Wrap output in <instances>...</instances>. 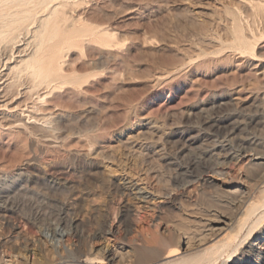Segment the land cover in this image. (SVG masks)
Segmentation results:
<instances>
[{
    "label": "rangeland",
    "instance_id": "1",
    "mask_svg": "<svg viewBox=\"0 0 264 264\" xmlns=\"http://www.w3.org/2000/svg\"><path fill=\"white\" fill-rule=\"evenodd\" d=\"M35 1L22 23L0 6V264H58L73 243L99 264H166L188 215L259 195L248 157H196L223 139L264 153V0ZM118 245L137 261L101 252Z\"/></svg>",
    "mask_w": 264,
    "mask_h": 264
},
{
    "label": "bare ground",
    "instance_id": "2",
    "mask_svg": "<svg viewBox=\"0 0 264 264\" xmlns=\"http://www.w3.org/2000/svg\"><path fill=\"white\" fill-rule=\"evenodd\" d=\"M21 1L23 0H0V6H3L2 4H4V6H17L19 7L17 9V11H15L14 13H12L10 8V12L15 16L18 17L16 19H18L19 21L24 22L26 21V19L31 15L30 14V10L23 8L25 3H21ZM53 0H37L35 1L36 4L39 7L41 6L43 8V5H47L49 2H51ZM58 1V0H56ZM66 1V0H65ZM64 1V2H65ZM30 2V1H29ZM28 4V3H27ZM27 4H25V6H27ZM33 4V3H32ZM53 4H55V2H53ZM57 4V3H56ZM61 4V3H60ZM58 5V4H57ZM57 5L55 6L57 9ZM6 6V7H7ZM24 6V7H25ZM34 6V5H33ZM49 5H47L46 7H48ZM61 6V5H60ZM58 6V7H60ZM28 7V6H27ZM40 7V8H41ZM52 7V6H51ZM53 7V8H55ZM3 8V7H2ZM1 8V9H2ZM29 8V7H28ZM40 8H38L40 10ZM0 9V10H1ZM4 9V8H3ZM5 9H9L8 7ZM4 9V10H5ZM15 9V8H14ZM36 9V8H35ZM46 9V8H45ZM3 10V11H4ZM49 10H52L51 8ZM56 10H54L55 12ZM58 11V10H57ZM56 11V13H58ZM2 13V11H0ZM8 12V13H10ZM53 12V10H52ZM53 12V13H54ZM4 13V12H3ZM2 13V15H3ZM10 13V14H11ZM50 13V12H49ZM52 13V14H53ZM7 15V13H4ZM9 15L13 16L12 14ZM34 13H32L33 16ZM55 15V13H54ZM36 16V15H35ZM33 16V18L35 17ZM40 16V15H39ZM38 16V17H39ZM1 17V14H0ZM45 17V16H43ZM41 17V18H43ZM47 17H49V14L47 15ZM58 17V15H57ZM14 18V19H15ZM50 18V17H49ZM9 19H13L12 18H8ZM38 19V18H37ZM40 19V18H39ZM46 19V17H45ZM60 19V18H59ZM58 19V20H59ZM63 19V18H62ZM31 20V19H29ZM28 20V21H29ZM7 20L5 19L4 22H6ZM41 21V19H40ZM44 22V19L42 20ZM54 21V20H53ZM60 21V20H59ZM58 21V22H59ZM2 22V24L4 23ZM8 22V21H7ZM17 22V21H16ZM27 22V21H26ZM30 22V21H29ZM42 22V23H43ZM11 23V22H10ZM38 23V22H37ZM54 23V22H53ZM52 23V24H53ZM41 24V23H40ZM45 24V23H44ZM56 24V23H54ZM7 25V24H6ZM28 25V23H27ZM42 25V24H41ZM40 25V26H41ZM60 25V24H59ZM3 26V25H2ZM1 26V27H2ZM43 26V25H42ZM41 26V28H42ZM55 26V25H54ZM13 27V26H11ZM38 27V26H37ZM28 28V27H27ZM14 30V29H13ZM24 30V29H22ZM53 30V29H52ZM5 31V30H4ZM21 31V30H20ZM26 31V30H25ZM1 32V31H0ZM4 33V32H3ZM34 33V32H31ZM36 34V32H35ZM3 34H0V36H2ZM37 35V34H36ZM34 35V36H36ZM55 35V34H54ZM53 35V36H54ZM18 36V35H17ZM33 36V37H34ZM39 37V36H38ZM1 38V37H0ZM16 38V37H15ZM55 38V37H54ZM11 39V38H10ZM14 39V38H13ZM40 40V37L38 38ZM12 40V39H11ZM4 41V40H3ZM15 41V40H14ZM45 41V38H44ZM48 41V40H46ZM16 42V41H15ZM12 43V42H11ZM27 43V42H26ZM43 44V43H42ZM41 45V44H40ZM39 45V46H40ZM12 46V45H10ZM15 46V45H14ZM17 46V45H16ZM30 47V46H29ZM19 49V48H18ZM36 51V50H35ZM23 52V51H22ZM28 52V51H27ZM34 52V51H33ZM41 53V52H40ZM24 54V52H23ZM22 55V53H21ZM25 55V54H24ZM32 55V54H31ZM30 56V55H29ZM40 56V54H39ZM26 58V57H25ZM31 58V56L29 57ZM29 58H27L26 60H28ZM41 58V57H40ZM43 58V57H42ZM22 59V58H21ZM34 59V58H33ZM31 60L34 62V60L36 61L37 59ZM39 60V59H38ZM29 61V60H28ZM27 61V62H28ZM11 62V61H10ZM21 63V62H20ZM25 63V61L23 62ZM29 63V62H28ZM28 63H25V65L27 64L28 67L30 66ZM16 65V64H15ZM26 65V66H27ZM33 66V65H32ZM32 68H35L34 66ZM39 68V67H38ZM31 71L33 69H30ZM34 71H32L31 73L34 74ZM28 73V72H27ZM29 74V73H28ZM32 74V75H33ZM38 74V71H37ZM31 75V76H32ZM44 75V74H43ZM39 76V74H38ZM52 76V74H51ZM18 78V77H17ZM53 78V77H52ZM41 82V81H40ZM45 83V82H43ZM42 83V84H43ZM49 86L52 84H50V81L48 82ZM41 84V85H42ZM46 84V83H45ZM44 84V85H45ZM43 86V85H42ZM47 85H45L44 88H48L46 87ZM54 87V86H53ZM52 89V88H51ZM48 90V89H47ZM29 91V90H27ZM31 92V91H30ZM29 92V93H30ZM35 94V93H34ZM42 95V94H41ZM42 97V96H40ZM3 109L4 108H0ZM8 111V110H7ZM11 111V110H10ZM3 112V111H2ZM230 112V111H229ZM255 112V111H254ZM253 112V113H254ZM10 113V112H9ZM5 114V113H4ZM11 114V113H10ZM2 115V114H1ZM8 115V114H7ZM7 115L5 117H7ZM13 115V114H12ZM11 115V116H12ZM243 115V114H242ZM247 115V114H246ZM3 116V115H2ZM14 116V115H13ZM244 116V115H243ZM258 116V115H257ZM215 117V116H213ZM217 117V116H216ZM223 117V116H222ZM256 117V116H255ZM250 118V117H249ZM220 119V118H219ZM236 119V118H235ZM15 120V119H14ZM19 120V119H16ZM15 120V121H16ZM30 120V119H29ZM41 120V119H40ZM239 120V119H238ZM14 121V122H15ZM21 122V120H19ZM203 121H206L203 119ZM202 121V122H203ZM242 121V120H240ZM252 121V120H251ZM254 121V120H253ZM230 122V121H229ZM247 122V121H245ZM17 123V121H16ZM259 123V122H258ZM19 124V123H18ZM22 124V123H20ZM200 124V123H199ZM204 124V122H203ZM215 123H212V125H214ZM229 124V123H228ZM238 124V123H237ZM198 125V124H197ZM211 125V128H212ZM220 125V124H219ZM227 125V124H226ZM236 125V122H235ZM251 125V124H250ZM261 125V124H260ZM203 126V125H202ZM224 126V125H223ZM222 126V127H223ZM239 126V125H238ZM257 125H255L256 127ZM217 127V126H215ZM221 127V128H222ZM230 127V125H229ZM251 127V126H249ZM41 128V127H40ZM203 128V127H201ZM220 128V127H218ZM232 128V127H231ZM208 129V128H207ZM216 129V128H215ZM214 129V130H215ZM223 129V128H222ZM245 129V128H244ZM247 129V128H246ZM249 129V128H248ZM203 130V129H202ZM211 130V129H210ZM213 130V128H212ZM211 130V131H212ZM233 130V129H232ZM236 130V129H235ZM257 130V129H256ZM234 131V130H233ZM44 132V131H43ZM205 133V132H204ZM207 133V132H206ZM218 133V132H217ZM222 133V132H220ZM225 133V132H224ZM227 133V132H226ZM238 133V132H237ZM240 133V132H239ZM253 133V131H252ZM229 134V133H228ZM233 134V133H231ZM236 134V133H235ZM234 134V135H235ZM244 134V133H243ZM256 134V133H255ZM210 135V134H209ZM208 135V136H209ZM221 135V134H219ZM218 135V137H220ZM241 135V134H239ZM242 136V135H241ZM245 137V135H243ZM252 136V135H251ZM223 137L224 134H223ZM220 137V138H223ZM249 137V135H248ZM227 138V137H226ZM254 139V138H253ZM220 140V139H219ZM247 140H249L247 142ZM258 140V139H257ZM256 140V142H257ZM260 140V139H259ZM231 141V140H230ZM229 141V142H230ZM212 142V141H211ZM227 139H223L220 141H216L214 142L212 145V148L207 152V151H203L200 155H198L196 158L198 159L197 161L200 162L199 160L204 159L205 156L208 157H214L215 163L217 165H222L225 161L226 158L229 159H239L242 157H248V171L249 173H247V169H245L247 172V174L249 175L248 180L253 181V182H249L254 183L255 184V191L259 193V195L256 196L255 198V194H253V189H252V193H250L249 191H244L242 190L239 197L237 198H233L230 199L232 196H230L229 199L225 200L226 203L228 204V209H222V208H212V212L210 214H208L207 216H203V218L200 216H196L195 213L190 216V226L185 227V228H180L178 229V227L176 228V232L178 234V241L175 245V247H173L171 250H169V253L167 255L164 256V259H169L170 257H177L175 260H169L168 262H166V264H264V153L263 151H258L257 148L255 149V146L253 147V141H251L249 138L246 139H241L240 142H238V144H231L229 143ZM235 142V141H234ZM254 142V143H256ZM237 143V142H235ZM183 146V145H182ZM201 146V145H199ZM202 147V146H201ZM207 148H210L208 146H206ZM191 148V147H190ZM193 148V147H192ZM196 148V146L194 147ZM197 149V148H196ZM195 149V151H196ZM259 149H261L259 147ZM188 150H191L188 148ZM198 150V149H197ZM201 150V149H200ZM199 150V151H200ZM262 150V149H261ZM183 151V150H182ZM189 152V151H188ZM187 152V153H188ZM191 152V151H190ZM196 153V152H195ZM209 153V154H208ZM185 154V152L183 153ZM190 156V155H189ZM182 157V155H181ZM194 158V157H193ZM247 159V158H246ZM182 160V159H181ZM188 160V159H187ZM191 160V159H190ZM179 161V160H178ZM186 161V160H185ZM193 161V160H192ZM191 161V162H192ZM194 161L196 162V160L194 159ZM193 161V162H194ZM228 161V160H227ZM239 161V160H238ZM189 162V161H187ZM196 162V163H198ZM205 162V161H204ZM230 162V161H229ZM232 162V161H231ZM182 163V162H181ZM195 163V164H196ZM206 163V162H205ZM211 163V162H210ZM247 163V162H246ZM193 164V163H192ZM214 165V164H212ZM181 166V164H180ZM225 166V165H224ZM184 167V165H183ZM193 167V166H192ZM191 167V168H192ZM213 167V166H212ZM215 167V166H214ZM182 168V167H181ZM190 168V169H191ZM184 170V169H183ZM187 170V169H186ZM192 170V169H191ZM213 170V169H212ZM210 168V171H212ZM220 170V169H219ZM188 171V170H187ZM186 171V172H187ZM222 171V170H220ZM219 171V172H220ZM218 170H216L215 174L216 176L218 175ZM34 174V173H33ZM214 174V173H213ZM181 175V174H180ZM192 175V174H191ZM220 175V174H219ZM247 175V176H248ZM187 176V175H186ZM190 177V176H189ZM188 178V177H186ZM247 178V177H246ZM193 180V179H192ZM191 181V180H190ZM206 181V180H205ZM207 182V181H206ZM2 184V181H1ZM124 187H125V191L126 188H130L131 185L128 182H124L123 183ZM185 184V183H184ZM182 185V184H181ZM122 186V188H123ZM253 186V184H252ZM134 191L132 192L133 195L140 200V201H144L145 199H148L147 197H149L147 195V192L137 188L136 186L133 188ZM2 190V189H1ZM5 191V190H4ZM227 191V190H226ZM235 191V190H234ZM3 192V190H2ZM128 192V191H126ZM130 192V191H129ZM233 192V191H232ZM236 192H238V189L236 190ZM235 192V193H236ZM255 192V193H256ZM168 193V192H167ZM229 195L231 193V191H228ZM234 193V192H233ZM164 194V193H163ZM162 194V195H163ZM174 194V193H173ZM225 194V193H224ZM227 194V192H226ZM239 194V192H238ZM228 195V194H227ZM2 196V195H0ZM4 196V195H3ZM171 196V195H170ZM223 196V195H222ZM226 196V195H225ZM6 197V196H4ZM161 197V196H159ZM165 198L168 197L164 195ZM229 197V196H228ZM10 199V197H8ZM6 198V201H8ZM169 198V197H168ZM172 198V197H171ZM222 198V197H221ZM226 198V197H225ZM5 199V198H3ZM220 199V198H219ZM218 199V200H219ZM224 199V198H223ZM222 199V201H223ZM167 200V199H166ZM3 201V200H2ZM220 201V200H219ZM4 202V201H3ZM164 202V201H163ZM172 202V201H171ZM170 202V203H171ZM179 202V201H178ZM181 204V203H180ZM226 204V205H227ZM10 205V204H9ZM8 205V206H9ZM12 205V204H11ZM164 205V204H163ZM175 205V204H174ZM215 205V204H214ZM223 205V203L221 204ZM181 206V205H180ZM213 205H211L212 207ZM225 206V205H224ZM214 207V206H213ZM216 207V206H215ZM210 208V206H209ZM227 208V207H226ZM161 209V208H160ZM3 210H8L1 202L0 199V211ZM192 210V209H191ZM197 212L198 210L195 209ZM201 210V209H200ZM207 210V208H206ZM211 210V209H210ZM128 211H130L128 209ZM189 212H191L190 210H188ZM193 211V210H192ZM195 212V211H194ZM196 212V213H197ZM201 212V211H199ZM126 213V212H125ZM131 213V212H130ZM204 213V211H203ZM208 213V212H207ZM206 213V214H207ZM13 214V213H12ZM124 215V214H123ZM200 215V213H199ZM128 216V215H127ZM4 217V216H3ZM188 222V223H189ZM74 224V223H73ZM59 225V224H58ZM75 227V226H74ZM73 227V228H74ZM76 228V227H75ZM79 228H76L75 230V236L78 238L77 240H80L83 236V231L78 230ZM53 230V229H52ZM57 230V228H56ZM53 230L52 233L57 234V231ZM67 231L69 229H66ZM64 229V232L66 231ZM73 230V229H72ZM175 230V229H174ZM51 231V230H50ZM60 232V230H58ZM63 232V230H62ZM72 232V231H71ZM112 232H114L110 227H107L105 229H103L102 231H100L98 234L93 235L92 239L94 240L96 238V236L103 238V239H108V235H112ZM175 232V231H174ZM69 233V232H68ZM62 234H66L62 233ZM70 234V233H69ZM59 235V234H57ZM73 235H74V231H73ZM54 236V235H53ZM63 236V235H62ZM65 236V235H64ZM84 238V237H83ZM98 239V238H97ZM84 241V240H83ZM107 241V240H106ZM257 241V242H256ZM80 243V242H79ZM78 244V243H77ZM72 246V252L71 253H66L63 255H59L57 257V263L58 264H99L100 262H95L93 260L90 259L89 260H82L80 259L83 247H85V245L82 248V250L79 248V246L74 247V243ZM106 246V245H105ZM87 247V246H86ZM75 248V249H74ZM87 249V248H86ZM103 249V250H102ZM85 250V248H84ZM99 250V249H98ZM101 252L105 251V254H107V256L110 257V259L112 261H116V262H125V261H129L130 263L132 262H136L137 258L135 257V260H132V255H129V251L126 249V247H114V248H108L105 249V247L101 248ZM88 250H86L87 252ZM60 253V252H59ZM86 254V253H85ZM84 254V255H85ZM104 254V252H103ZM236 254L241 255L243 257L242 260H237L235 261L234 259L236 258ZM56 256V255H55ZM87 257V255H86ZM84 259V258H83ZM93 259V258H92ZM98 259V257H97ZM100 260V258H99ZM110 260V261H111ZM56 261V260H55ZM102 262V261H101ZM3 262H1L2 264ZM53 263V262H51ZM153 263V262H152ZM56 264V263H55ZM119 264V263H118ZM124 264V263H123ZM158 264V263H157Z\"/></svg>",
    "mask_w": 264,
    "mask_h": 264
}]
</instances>
